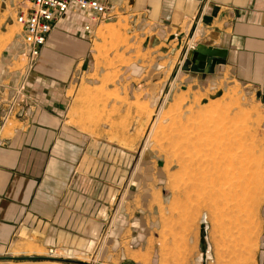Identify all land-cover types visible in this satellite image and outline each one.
<instances>
[{
    "label": "rangeland",
    "instance_id": "1",
    "mask_svg": "<svg viewBox=\"0 0 264 264\" xmlns=\"http://www.w3.org/2000/svg\"><path fill=\"white\" fill-rule=\"evenodd\" d=\"M29 7L28 0H0V100L5 87L12 89L3 102L7 107H2L0 129L17 125L18 118L24 117L13 115L2 121L25 81L24 93L29 91L28 82L35 72L28 74L30 61L16 23V13ZM116 14L97 27L89 61L88 41L83 48L79 46L81 51L72 61L78 74L63 87L68 99L65 125L78 129L90 141L108 145V160L123 161L119 166L123 179L117 170L108 169L109 183L115 179L112 175L118 177L119 196L110 201L112 211L99 229L96 244L47 249L35 238L22 236L2 255L125 264L115 238L108 239L107 234L119 208L133 219L152 216L163 244L170 237L184 241L194 237L199 242L204 233L206 253L198 248L199 258L205 255L200 264H261L264 107L229 77L193 72L185 78L183 63H142L147 59L141 51L143 40L132 44L135 37L130 35L128 16L120 8ZM68 35L78 38L75 31ZM58 60L62 57L50 63H62ZM19 106L27 108L25 102ZM233 153L236 160L229 158Z\"/></svg>",
    "mask_w": 264,
    "mask_h": 264
},
{
    "label": "crops",
    "instance_id": "2",
    "mask_svg": "<svg viewBox=\"0 0 264 264\" xmlns=\"http://www.w3.org/2000/svg\"><path fill=\"white\" fill-rule=\"evenodd\" d=\"M103 1L128 16L132 44L143 40L141 51L147 59L142 63H183L182 44L193 35L203 9L195 39L198 45L224 50L226 57L214 74H199L229 77L264 107V0ZM85 21V15L75 11L57 22L28 82L24 117L0 129V257L22 236L35 238L47 249L96 244L112 211L110 201L119 196L117 175L109 183L107 174L111 168L123 179V161L108 160V145L88 140L64 120L68 99L63 87L78 74L72 61L87 41L88 61L92 54L94 35L87 37L79 28ZM72 31L78 38L68 35ZM58 56L62 63H50ZM192 73L183 74L190 78ZM10 90L5 87L1 95L0 116ZM151 217L133 219L117 209L110 239L115 238L125 264H200L205 259L198 255L201 239L170 237L163 244ZM261 258L264 264V247Z\"/></svg>",
    "mask_w": 264,
    "mask_h": 264
},
{
    "label": "built area",
    "instance_id": "3",
    "mask_svg": "<svg viewBox=\"0 0 264 264\" xmlns=\"http://www.w3.org/2000/svg\"><path fill=\"white\" fill-rule=\"evenodd\" d=\"M28 3L31 7L21 9L16 13V23L21 27V42L24 55L30 61L27 66L28 74L35 68L36 62L41 57L55 25L65 15L75 11L83 13L86 21L83 22L81 30L87 37L95 35L100 24L110 22L117 17L116 10L103 0H28ZM203 15L202 9L198 12L195 19L196 28L193 35L182 44L184 61L198 46V41L195 37L198 27L203 21ZM25 84L26 81L21 87V93L13 99L2 117L4 123L9 121L13 115L18 117L24 115L25 112L19 105L26 100V93H24ZM112 226L113 223H111ZM111 232L107 233L109 234L108 239Z\"/></svg>",
    "mask_w": 264,
    "mask_h": 264
},
{
    "label": "water",
    "instance_id": "4",
    "mask_svg": "<svg viewBox=\"0 0 264 264\" xmlns=\"http://www.w3.org/2000/svg\"><path fill=\"white\" fill-rule=\"evenodd\" d=\"M226 52L224 50L213 49L199 44L194 51H192L190 57L186 59L182 65V70L186 72H196L205 74H214L215 67L218 64H225ZM201 251L206 253V242L204 233L201 235ZM1 261H52L63 262L69 264H84L78 261L67 259H55L44 257H0Z\"/></svg>",
    "mask_w": 264,
    "mask_h": 264
},
{
    "label": "bare ground",
    "instance_id": "5",
    "mask_svg": "<svg viewBox=\"0 0 264 264\" xmlns=\"http://www.w3.org/2000/svg\"><path fill=\"white\" fill-rule=\"evenodd\" d=\"M231 135H232V134H231ZM229 136H230V135H229ZM233 137H234V136H233ZM233 139H234V138H233ZM233 139H232V140H233ZM236 139H237V138H236ZM230 140H231V138H230ZM237 143H238V142H237ZM238 144H240V143H238ZM228 145H229V144H228ZM231 146H232V145H231ZM229 148H230V147H229ZM232 148H233V147H232ZM232 148H231V149H232ZM241 148H242V147H241ZM233 152H234V151H233ZM226 153H227V152H226ZM237 155H238V154H237V152H236V156H237ZM236 156H235V154L233 153V155L231 154V155L229 156V158H230V159H233V158L235 159ZM226 157H227V156H226ZM224 160H225V158H224ZM235 160H236V159H235ZM228 163H231V162L229 161ZM231 164H232V163H231Z\"/></svg>",
    "mask_w": 264,
    "mask_h": 264
}]
</instances>
